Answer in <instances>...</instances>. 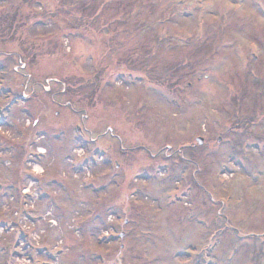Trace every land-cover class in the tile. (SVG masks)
<instances>
[{"label": "rangeland", "instance_id": "1", "mask_svg": "<svg viewBox=\"0 0 264 264\" xmlns=\"http://www.w3.org/2000/svg\"><path fill=\"white\" fill-rule=\"evenodd\" d=\"M0 25V264H264V0H0Z\"/></svg>", "mask_w": 264, "mask_h": 264}, {"label": "flooded vegetation", "instance_id": "2", "mask_svg": "<svg viewBox=\"0 0 264 264\" xmlns=\"http://www.w3.org/2000/svg\"><path fill=\"white\" fill-rule=\"evenodd\" d=\"M23 157V156H22ZM24 159V158H23ZM25 161V160H24ZM28 170H25V167L22 165V167L20 168V165L18 164L17 166V174L14 175L11 179H10V187L12 189H14L15 187L19 186L18 188L22 191V193H24L26 187H24L19 181L21 179V177L27 173ZM13 172V170H12Z\"/></svg>", "mask_w": 264, "mask_h": 264}, {"label": "water", "instance_id": "3", "mask_svg": "<svg viewBox=\"0 0 264 264\" xmlns=\"http://www.w3.org/2000/svg\"><path fill=\"white\" fill-rule=\"evenodd\" d=\"M197 141L199 142V143H201L202 141H203V137L202 136H197Z\"/></svg>", "mask_w": 264, "mask_h": 264}, {"label": "trees", "instance_id": "4", "mask_svg": "<svg viewBox=\"0 0 264 264\" xmlns=\"http://www.w3.org/2000/svg\"><path fill=\"white\" fill-rule=\"evenodd\" d=\"M28 1H30V0H26V3H27ZM42 14H45V13H42ZM43 16H44V15H39V17H41V18H43ZM0 27H1V25H0Z\"/></svg>", "mask_w": 264, "mask_h": 264}]
</instances>
